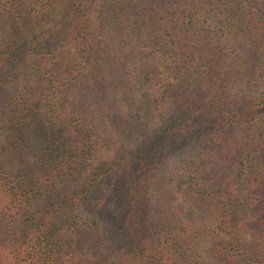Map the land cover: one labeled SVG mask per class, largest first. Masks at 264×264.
I'll return each instance as SVG.
<instances>
[{"label":"trees","instance_id":"1","mask_svg":"<svg viewBox=\"0 0 264 264\" xmlns=\"http://www.w3.org/2000/svg\"><path fill=\"white\" fill-rule=\"evenodd\" d=\"M0 264H264V0H0Z\"/></svg>","mask_w":264,"mask_h":264},{"label":"rangeland","instance_id":"2","mask_svg":"<svg viewBox=\"0 0 264 264\" xmlns=\"http://www.w3.org/2000/svg\"><path fill=\"white\" fill-rule=\"evenodd\" d=\"M115 142H112V141H110L109 143H108V147H107V149H113V147H114V144Z\"/></svg>","mask_w":264,"mask_h":264}]
</instances>
